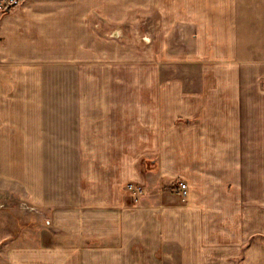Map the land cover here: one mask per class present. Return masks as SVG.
<instances>
[{"label": "crops", "instance_id": "1", "mask_svg": "<svg viewBox=\"0 0 264 264\" xmlns=\"http://www.w3.org/2000/svg\"><path fill=\"white\" fill-rule=\"evenodd\" d=\"M12 1L0 264H264V0Z\"/></svg>", "mask_w": 264, "mask_h": 264}, {"label": "rangeland", "instance_id": "2", "mask_svg": "<svg viewBox=\"0 0 264 264\" xmlns=\"http://www.w3.org/2000/svg\"><path fill=\"white\" fill-rule=\"evenodd\" d=\"M117 30L121 32L122 29L121 30L118 28L114 29V31ZM135 32H133V35L135 34ZM126 39L129 40L131 39V37L129 38L127 36ZM139 40L142 41L141 38ZM10 195L13 196L10 192H6L4 188L2 189V185L0 184V212L3 214V219L5 222H7V225H10V229L8 228L6 229L15 232V230L20 225L19 223H20L21 215H23L24 211L28 212L30 208H27V206L22 205V203H20V201L17 198L11 199L9 197Z\"/></svg>", "mask_w": 264, "mask_h": 264}, {"label": "built area", "instance_id": "3", "mask_svg": "<svg viewBox=\"0 0 264 264\" xmlns=\"http://www.w3.org/2000/svg\"><path fill=\"white\" fill-rule=\"evenodd\" d=\"M12 2V0L6 1V2H0V11H4V7L6 4ZM127 190L132 194L134 197V202H138L140 196L143 193V186L141 185H135V184H128ZM175 192L178 194L186 195L187 192V184L184 182H179L178 186L175 188Z\"/></svg>", "mask_w": 264, "mask_h": 264}, {"label": "water", "instance_id": "4", "mask_svg": "<svg viewBox=\"0 0 264 264\" xmlns=\"http://www.w3.org/2000/svg\"><path fill=\"white\" fill-rule=\"evenodd\" d=\"M14 6H15V3L8 5V6L5 8V12H9L10 9L13 8Z\"/></svg>", "mask_w": 264, "mask_h": 264}, {"label": "trees", "instance_id": "5", "mask_svg": "<svg viewBox=\"0 0 264 264\" xmlns=\"http://www.w3.org/2000/svg\"><path fill=\"white\" fill-rule=\"evenodd\" d=\"M14 2L12 1V2H10V3H8V4H6L5 5V7H4V12H5V8L8 6V5H10V4H13ZM16 5V4H15ZM15 7V6H14ZM12 9V8H11ZM7 13V12H6Z\"/></svg>", "mask_w": 264, "mask_h": 264}]
</instances>
